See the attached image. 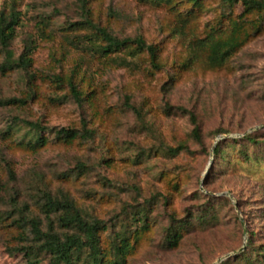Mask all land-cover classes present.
I'll return each instance as SVG.
<instances>
[{
    "label": "rangeland",
    "instance_id": "obj_1",
    "mask_svg": "<svg viewBox=\"0 0 264 264\" xmlns=\"http://www.w3.org/2000/svg\"><path fill=\"white\" fill-rule=\"evenodd\" d=\"M84 6L82 0H0V14H18L6 50L16 61L28 49L31 59L26 69L0 71V264H24L27 248L38 264H50L23 234L33 238L36 219L43 234L62 237L63 210L48 212L44 204L64 197L82 217L107 224L101 235L107 254L117 232L135 227L132 214L147 210L150 228L131 236L124 264H213L262 252L264 32L210 70L201 61L183 64L193 41L228 10L221 0H203L201 9L186 0H84ZM241 11L238 3L232 14ZM86 19L119 39L157 45L163 67L154 70L133 47L102 53L104 42ZM5 58L0 45V66ZM56 75L73 76L80 106L53 82ZM189 112L200 142L191 136ZM27 122L43 129L34 132ZM61 128L93 136L66 144L53 133ZM247 135L260 143H245ZM37 136L45 144L31 149ZM216 146L224 159L214 156ZM177 147L175 156L166 153ZM208 204L211 225L195 221L175 248L167 247L171 219L194 218Z\"/></svg>",
    "mask_w": 264,
    "mask_h": 264
},
{
    "label": "trees",
    "instance_id": "obj_2",
    "mask_svg": "<svg viewBox=\"0 0 264 264\" xmlns=\"http://www.w3.org/2000/svg\"><path fill=\"white\" fill-rule=\"evenodd\" d=\"M164 3H171L172 0H161ZM225 9L221 16V20L217 25L213 26L211 32L206 34L203 39L193 41L189 58L183 66L192 64L195 61H201L202 65L210 70L219 69L225 65L227 60L237 53L247 42L254 37L264 32V0H221ZM192 7L201 9L203 0H186ZM238 3L242 6V11L233 16L232 9ZM82 8L85 9L84 0H82ZM85 14H89L85 10ZM85 23L90 26L104 42L100 47V51L104 54L118 52L124 49H134V51L144 52L147 54L150 66L154 70H159L163 66L159 60V49L157 45L147 44L141 38H124L119 39L113 36L109 31L103 27L95 26L92 21L86 19ZM18 24V14L14 10L9 11L8 14H0V45L5 49V63L0 66L1 73L9 71L13 68L26 69L31 64L29 57V50L25 49L19 58L12 60L11 53L6 50L9 42L14 36L15 26ZM172 78H170L171 81ZM53 82L65 85L68 88L69 95L77 105H81L82 92L78 89L73 76L53 77ZM16 100H8L6 103H13ZM180 109V108H179ZM183 111V109L181 108ZM189 119L192 123L191 136L200 142L199 127L196 117L193 113H188ZM27 125L34 132H39L43 127L37 122H27ZM84 126V123H82ZM56 140L63 143L70 144L77 138L89 139L93 136L92 131L82 129V133L73 129L61 128L53 131ZM220 133V131H219ZM245 143L258 145L260 142L247 135L242 139ZM237 140H232L236 143ZM45 144L44 138L37 136L31 144V149L41 147ZM223 147L216 146L213 154L215 157L224 159ZM181 147L169 148L166 153L175 156L181 151ZM240 153H243L240 150ZM245 160H248L247 153L244 152ZM64 202L54 201L49 198V201L44 204L48 207V212L62 209L58 221L67 232L62 237L57 233L50 231L43 234L39 230V221H31V232L33 238L23 234V239L28 241L32 239L38 242V246H34L37 251L43 252L50 256V264H124L126 257L132 250L130 239L132 235L138 233H145L150 228L147 223V210L144 207L137 209L131 217L134 223V228L128 232L126 230L117 232L114 242L111 246L109 254L101 248V235L108 231L107 224L100 219L87 220L82 217L80 212L73 206L71 201L64 197ZM60 205V207H58ZM214 206H210L198 211L193 218L184 217L181 220L171 219L169 227L166 229V236L164 238L165 245L169 248H175L182 238L183 233L190 228L195 221L211 223L215 220L212 212ZM50 229V228H49ZM251 242L248 241L246 248H251ZM24 264H38L36 254L32 249L24 250ZM264 264V250L262 252L246 253L243 252L235 261L231 258L222 261L220 264Z\"/></svg>",
    "mask_w": 264,
    "mask_h": 264
},
{
    "label": "water",
    "instance_id": "obj_3",
    "mask_svg": "<svg viewBox=\"0 0 264 264\" xmlns=\"http://www.w3.org/2000/svg\"><path fill=\"white\" fill-rule=\"evenodd\" d=\"M230 255H226L224 257H221L219 259H217L213 264H220L222 261H224L225 259H227Z\"/></svg>",
    "mask_w": 264,
    "mask_h": 264
}]
</instances>
